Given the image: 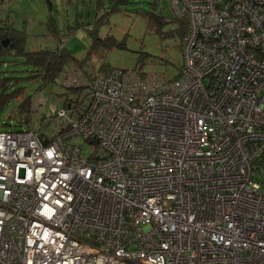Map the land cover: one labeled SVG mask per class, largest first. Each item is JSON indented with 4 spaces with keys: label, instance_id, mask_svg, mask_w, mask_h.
<instances>
[{
    "label": "built area",
    "instance_id": "obj_1",
    "mask_svg": "<svg viewBox=\"0 0 264 264\" xmlns=\"http://www.w3.org/2000/svg\"><path fill=\"white\" fill-rule=\"evenodd\" d=\"M168 2L177 79L68 72L47 144L0 132V264H264V0Z\"/></svg>",
    "mask_w": 264,
    "mask_h": 264
},
{
    "label": "rangeland",
    "instance_id": "obj_2",
    "mask_svg": "<svg viewBox=\"0 0 264 264\" xmlns=\"http://www.w3.org/2000/svg\"><path fill=\"white\" fill-rule=\"evenodd\" d=\"M48 7L45 0H5L0 5L1 21H8L19 31L25 32L27 51L38 49H55L59 43L64 45L69 53L76 59H82L90 45V39L86 32L88 25H93L96 19V0H49ZM105 4L107 0H104ZM126 12H115L108 15L106 20L98 27L100 38L112 35L117 40H124V49H111L102 60L94 59V72H100L101 65L110 69L138 71L149 76H155L165 82H171L180 73L183 67V57L180 50V39L177 37H162L150 29L144 17L137 15L136 10L144 12L155 11L167 21L175 19L173 9L168 0H129ZM107 11V10H106ZM50 19L54 22L55 35L50 32ZM89 26L88 28H91ZM177 28L175 23H170L163 31L167 32ZM71 35L64 41L68 33ZM63 38V40H62ZM145 54L143 62L138 60L139 55ZM23 68L18 67V71ZM40 82L24 83L25 94L33 98L39 114H46L50 108L58 107L60 94L63 87L60 84L49 86L42 92H36ZM10 104L0 113V132L17 131L25 129V126L17 128L7 115L11 111ZM34 118V117H33ZM8 123V126L1 124ZM43 123V131L51 136L54 120L47 116ZM39 128L38 122L34 126ZM86 156L104 155L101 151H95L89 145L81 141L76 142ZM255 181L261 186L264 194V163L255 164Z\"/></svg>",
    "mask_w": 264,
    "mask_h": 264
},
{
    "label": "trees",
    "instance_id": "obj_3",
    "mask_svg": "<svg viewBox=\"0 0 264 264\" xmlns=\"http://www.w3.org/2000/svg\"><path fill=\"white\" fill-rule=\"evenodd\" d=\"M2 2H0L1 5ZM48 7L51 6L49 0H45ZM129 0H96L95 16L93 25L86 27V32L90 39V45L86 55L82 59L74 58L64 45H59L55 49H38L27 51L25 49L26 36L25 32L19 31L13 27L8 21H1L0 24V113L10 104L12 109L7 115L10 121H13L17 128L25 126L27 129H33L38 132L42 143L47 144L52 138L43 131L42 120L45 113L35 115L39 111L32 96L25 94L24 83L40 82L36 92H42L49 86L57 84V81L68 72H77L86 82L92 81L97 72H94V59L102 60L106 54L114 48L124 49V40H117L112 35H106L103 38L98 36V27L106 20L108 15L115 12H126ZM107 10V11H106ZM135 13L144 17L147 26L155 33L162 37H177L181 39L187 31L186 21L184 19H174L167 21L161 15L152 12H144L136 10ZM175 23L177 28L170 31H163L167 25ZM49 29L55 35L54 22L50 19ZM89 26H92L90 29ZM6 41V45L2 46V42ZM145 59V54L138 57L140 62ZM22 70H17L18 67ZM110 70L107 66L101 65L100 72L105 75ZM138 72V71H137ZM141 73V72H140ZM143 74V73H141ZM179 74L173 79H177ZM62 100H59V106H70L79 103L80 97L86 95L84 86H63ZM35 113V115H34ZM34 117V118H33ZM39 128L35 129L32 124L37 123ZM8 126V123L1 124ZM23 130V129H19Z\"/></svg>",
    "mask_w": 264,
    "mask_h": 264
},
{
    "label": "water",
    "instance_id": "obj_4",
    "mask_svg": "<svg viewBox=\"0 0 264 264\" xmlns=\"http://www.w3.org/2000/svg\"><path fill=\"white\" fill-rule=\"evenodd\" d=\"M0 1H5V0H0ZM6 43H7V42H6V41H4V42H2V44H1V45H2V46H5V45H6Z\"/></svg>",
    "mask_w": 264,
    "mask_h": 264
}]
</instances>
